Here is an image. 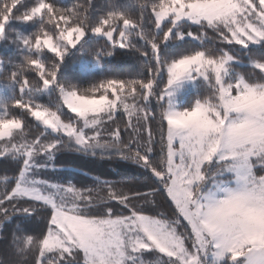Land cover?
<instances>
[{
    "label": "snow or ice",
    "instance_id": "6c2138e0",
    "mask_svg": "<svg viewBox=\"0 0 264 264\" xmlns=\"http://www.w3.org/2000/svg\"><path fill=\"white\" fill-rule=\"evenodd\" d=\"M0 45V264H264V0H0Z\"/></svg>",
    "mask_w": 264,
    "mask_h": 264
},
{
    "label": "trees",
    "instance_id": "16d2710c",
    "mask_svg": "<svg viewBox=\"0 0 264 264\" xmlns=\"http://www.w3.org/2000/svg\"><path fill=\"white\" fill-rule=\"evenodd\" d=\"M97 2H99V0H97ZM99 46V45H96ZM12 53L8 52L3 45H0V56H7V55H11ZM89 61H91L93 58L92 57H88L87 58ZM75 60H79V54H77V57L75 58ZM70 65L71 63H73V61L69 62ZM102 63H105L104 61H102ZM134 63V61L131 58H124V59H117L115 61L112 62V66L115 67L117 70L120 71H127L129 70L130 65H132ZM44 101L47 102V98H44ZM72 158L70 156H64L61 157L60 160L58 161V167L61 165L66 164L68 161H70ZM82 162H78L76 164L73 165V167L79 168L80 164ZM3 166V162L0 161V167ZM134 167V166H133ZM83 171H87L88 168L84 167L82 169ZM95 174V173H94ZM110 179H119V177H109Z\"/></svg>",
    "mask_w": 264,
    "mask_h": 264
}]
</instances>
